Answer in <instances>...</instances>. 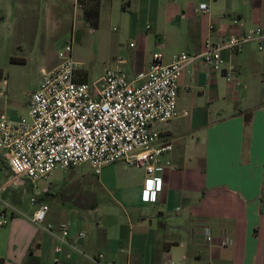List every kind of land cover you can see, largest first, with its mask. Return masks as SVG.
<instances>
[{
  "label": "crops",
  "instance_id": "1",
  "mask_svg": "<svg viewBox=\"0 0 264 264\" xmlns=\"http://www.w3.org/2000/svg\"><path fill=\"white\" fill-rule=\"evenodd\" d=\"M156 1L162 25L145 35L130 57H117L130 77L147 70L154 52L160 51L166 64L178 52L201 50L207 39L217 42L264 26V0ZM203 2L206 11L197 9ZM222 56L237 69L231 81L203 62L186 65L178 80L177 108L187 115L154 125L173 146L161 158L164 168L155 173L163 178L156 201L142 200L144 170L132 166L137 179L130 194L125 187L112 193L113 187L98 183L91 207L65 213L49 208L45 222H69L70 241L85 233L72 241L78 251L30 220L33 205L30 214L19 215L0 204L2 264H92L80 252H103L118 264H264V51L249 42ZM78 79L87 78L79 74ZM0 159L2 184L11 171L1 153ZM206 226L211 242L203 237ZM225 237L232 243L219 247Z\"/></svg>",
  "mask_w": 264,
  "mask_h": 264
},
{
  "label": "built area",
  "instance_id": "2",
  "mask_svg": "<svg viewBox=\"0 0 264 264\" xmlns=\"http://www.w3.org/2000/svg\"><path fill=\"white\" fill-rule=\"evenodd\" d=\"M197 9L206 11L208 7L203 2ZM238 22L237 18L233 19L234 24ZM249 42L264 51V26L229 34L217 42L207 39L201 50L178 52L166 64L162 63V53L154 52L147 70L132 77L121 67L124 60L119 57L113 69L88 82L78 79L80 63L73 57L71 37L64 48L58 50V62L40 69L39 86L30 95L27 116L11 118L0 114V153L11 171L10 177L0 183V204L4 209L10 207L18 213L1 196L11 184L28 182L33 185L47 179L56 169L66 171L83 164H88L94 174H99L103 166L117 162L143 168L145 182L141 198L145 202L156 201L162 191L163 178L155 173L164 168L161 158L171 152L173 146L154 125L187 115L186 111L179 112L177 108L178 80L182 70L190 63L203 62L213 71L224 73L226 80L231 81L237 69L226 62L222 52L236 53ZM167 164L169 161L166 160ZM38 197L35 194L29 198L34 206L30 220L61 245L77 250L72 241L83 238L85 233L77 232L70 241L69 222L57 226L46 223L49 207ZM4 222L0 220V224ZM203 237L206 242L213 240L207 226ZM231 243V239L225 237L218 246ZM60 250V245L55 247V252ZM80 253L92 264H118L103 252Z\"/></svg>",
  "mask_w": 264,
  "mask_h": 264
},
{
  "label": "rangeland",
  "instance_id": "3",
  "mask_svg": "<svg viewBox=\"0 0 264 264\" xmlns=\"http://www.w3.org/2000/svg\"><path fill=\"white\" fill-rule=\"evenodd\" d=\"M100 1L94 24L84 16V9L90 7L87 0H0V114L27 116L30 95L39 86L40 69L58 62V50L71 37L73 57L80 63L78 72L93 82L115 67L119 55L130 57L141 39L162 25L163 13L156 0L147 4L146 0ZM125 73L130 77L126 67ZM102 169L98 176L88 164L66 171L56 169L33 185L11 184L1 196L22 215L31 213L29 198L35 194L45 196L49 212L63 209L64 213L68 208L83 209L97 199L98 183L103 187L107 183L108 190L113 187L112 193L125 187L130 194L137 179L134 167L119 162Z\"/></svg>",
  "mask_w": 264,
  "mask_h": 264
},
{
  "label": "trees",
  "instance_id": "4",
  "mask_svg": "<svg viewBox=\"0 0 264 264\" xmlns=\"http://www.w3.org/2000/svg\"><path fill=\"white\" fill-rule=\"evenodd\" d=\"M81 1V0H78ZM90 3V7L84 9V16L93 21L94 24L98 21L100 0H87ZM40 201H43V196L38 197ZM91 207L92 205H88ZM0 264L2 261L0 260Z\"/></svg>",
  "mask_w": 264,
  "mask_h": 264
}]
</instances>
